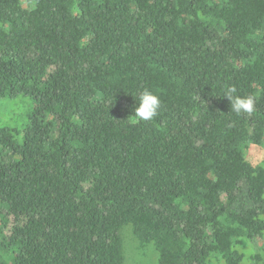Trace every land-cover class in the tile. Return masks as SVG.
<instances>
[{"label":"trees","instance_id":"1","mask_svg":"<svg viewBox=\"0 0 264 264\" xmlns=\"http://www.w3.org/2000/svg\"><path fill=\"white\" fill-rule=\"evenodd\" d=\"M0 99V264H121L126 225L157 264L264 242V0H0Z\"/></svg>","mask_w":264,"mask_h":264},{"label":"rangeland","instance_id":"2","mask_svg":"<svg viewBox=\"0 0 264 264\" xmlns=\"http://www.w3.org/2000/svg\"><path fill=\"white\" fill-rule=\"evenodd\" d=\"M22 106L18 101L12 99H0V125L17 124L22 125L24 119H20ZM248 156L254 164L264 159V146L250 144ZM124 259L121 264H157V252L151 243L141 244L134 236L131 226L126 225L121 230ZM246 246L248 250L244 264H264V242L257 237ZM249 249H251L249 251ZM259 255L261 259L256 263L253 256Z\"/></svg>","mask_w":264,"mask_h":264},{"label":"clouds","instance_id":"3","mask_svg":"<svg viewBox=\"0 0 264 264\" xmlns=\"http://www.w3.org/2000/svg\"><path fill=\"white\" fill-rule=\"evenodd\" d=\"M222 94L230 101L232 113L251 114L255 111L254 97L252 95H238L235 86L225 85ZM136 101L134 114L130 116L132 123L151 122L159 114L162 102L159 95L152 89H141L136 95Z\"/></svg>","mask_w":264,"mask_h":264}]
</instances>
